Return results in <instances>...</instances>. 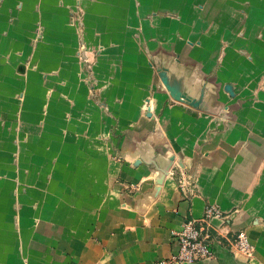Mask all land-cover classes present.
Masks as SVG:
<instances>
[{
  "label": "crops",
  "instance_id": "1",
  "mask_svg": "<svg viewBox=\"0 0 264 264\" xmlns=\"http://www.w3.org/2000/svg\"><path fill=\"white\" fill-rule=\"evenodd\" d=\"M78 8L88 46L111 44L108 56L127 58L113 79L122 97L110 104L120 107L92 148L76 142L57 96L61 57L75 56L60 25ZM37 21L46 27L32 49L25 33ZM136 34L158 38L208 79L185 85L187 101L160 89L152 98L154 136L168 150L141 137L153 124L136 107L150 79ZM2 39L15 40L12 56L33 52V73H51L47 80L17 81L14 65L2 68ZM184 175L190 190L179 185ZM209 204L221 213L211 221L213 255L196 264H264V0H0V264H155L177 252L185 222L208 230ZM240 232L251 260L229 249Z\"/></svg>",
  "mask_w": 264,
  "mask_h": 264
},
{
  "label": "rangeland",
  "instance_id": "2",
  "mask_svg": "<svg viewBox=\"0 0 264 264\" xmlns=\"http://www.w3.org/2000/svg\"><path fill=\"white\" fill-rule=\"evenodd\" d=\"M154 14L155 12L147 13L146 15L151 18ZM82 16L83 12L80 8L68 9L67 25H60L61 32L65 33L64 30L68 32L65 33L66 43L70 45L69 49L71 53V45L73 44L75 56L61 57V65H64L63 61L66 60V66L69 65L72 69L71 74L70 71L69 73L66 71L61 72L63 68L66 70V67H61L60 65V85L57 96L60 98L59 107L64 115V121L72 127H75V135H77L76 142H80L81 140L84 144L92 148V146H96L97 142L103 140V133L109 127V118L112 111L120 107L115 104L111 105L110 100L113 98L112 101L114 102L115 98L122 97L120 88L112 92L114 86H122L120 83H115L113 79L120 80L121 75L124 77L121 68L126 63L127 58L108 56L107 53L110 51L108 49L111 44L108 46H104V44L88 46L84 38L86 26L82 23ZM45 27L46 25H43L41 21H37L33 23L29 32H23L29 39V48H37V45L42 41L43 29ZM63 33L60 38H64ZM134 37L136 38L134 42L139 52L143 54L142 57L137 59L149 69L148 75H150V79L145 84L149 87V90L140 98L143 103L136 105V107L139 110L141 119L142 117L147 118L149 120L148 122L153 124V130L144 134L142 133L143 136L141 135V137L142 139L148 138L151 140L152 150H158L162 146L168 150L170 149V145L167 138L154 136V133L159 134V130H157L159 122L156 120V107L153 104L152 98L158 95V89H160L161 95L169 97L173 101H181L191 97V89L189 87L185 89V85H198L200 81H206L208 79L201 77L203 73L198 68L197 63L182 61L176 52L164 47V43L158 38L150 37L140 39L137 34ZM14 43V39L11 41H4L2 39V68L12 64L15 66V73L18 76L16 78L17 81L24 79L33 80L36 75L39 76L41 74L33 73L37 69V61L33 52H19L17 56H12ZM67 52L69 51L67 50ZM137 59L135 63H139ZM40 63H42L41 60ZM50 74L43 71L40 77L47 80ZM19 76H22V79ZM72 76L76 77V82L71 78ZM207 83L217 85L212 79L207 81ZM134 86V88H137L139 84L134 82ZM54 89L52 88L48 91V100L53 96ZM224 91L229 96L234 95L233 89L229 84L224 86ZM135 92L136 89H134L133 94ZM209 95L216 97L219 94L215 90H210ZM24 97L23 92L15 95L20 105H22ZM43 108V112L45 113L46 106L44 105ZM135 123L140 125L142 121L137 120ZM66 133L67 129L65 128L63 134L66 135ZM141 137L139 136L138 138L141 139ZM182 177L191 183V187L194 185L192 178L187 175Z\"/></svg>",
  "mask_w": 264,
  "mask_h": 264
},
{
  "label": "built area",
  "instance_id": "3",
  "mask_svg": "<svg viewBox=\"0 0 264 264\" xmlns=\"http://www.w3.org/2000/svg\"><path fill=\"white\" fill-rule=\"evenodd\" d=\"M179 185L183 190L191 187V183L186 178L181 177ZM221 215L217 206L209 204L206 206L202 221L208 230L202 232L195 222H185L182 228L174 233L177 240L178 249L168 259H163L155 264H196L205 262L212 258L213 252L210 245L212 239L211 221ZM229 241V249L235 254L243 256L246 260H251L254 255V247L250 243L248 236L244 232L238 233L233 240Z\"/></svg>",
  "mask_w": 264,
  "mask_h": 264
},
{
  "label": "water",
  "instance_id": "4",
  "mask_svg": "<svg viewBox=\"0 0 264 264\" xmlns=\"http://www.w3.org/2000/svg\"><path fill=\"white\" fill-rule=\"evenodd\" d=\"M187 100H189V98L183 99V101H187Z\"/></svg>",
  "mask_w": 264,
  "mask_h": 264
}]
</instances>
